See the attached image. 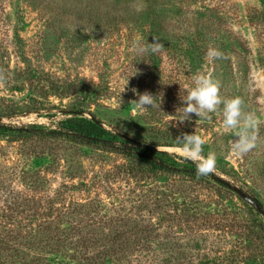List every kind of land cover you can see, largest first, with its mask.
I'll return each mask as SVG.
<instances>
[{"label": "rangeland", "instance_id": "1", "mask_svg": "<svg viewBox=\"0 0 264 264\" xmlns=\"http://www.w3.org/2000/svg\"><path fill=\"white\" fill-rule=\"evenodd\" d=\"M54 1L0 0V69L7 78L0 122L62 125L87 85L97 90V99L81 106L87 115L93 110L103 126L152 149L175 153V138L195 131L204 154L215 152L216 173L257 197L264 216V0H120L136 12L105 28L81 22ZM153 37L164 44L158 54L132 51L134 40ZM209 45L224 58L209 62ZM198 72L211 73L222 97H241L244 110L259 118L257 146L246 155L231 149L235 137L222 125V105L208 118L178 121L179 97ZM133 89L157 96L156 107L131 103L138 99ZM125 160L63 136L0 133V218L22 201L48 206L58 193L55 204L99 208L84 216L86 229L116 238L113 247L92 240L77 246L74 228L66 245L71 254L46 250L45 264H264L257 211L236 189L167 171L120 173ZM75 220L53 219L50 232L73 228Z\"/></svg>", "mask_w": 264, "mask_h": 264}, {"label": "trees", "instance_id": "2", "mask_svg": "<svg viewBox=\"0 0 264 264\" xmlns=\"http://www.w3.org/2000/svg\"><path fill=\"white\" fill-rule=\"evenodd\" d=\"M114 1L55 0L54 2L59 4L61 8L67 9L63 10L65 11L64 13L72 14L74 18L79 19L81 22L84 21L91 25L103 24L102 28H105L118 27V24L122 20L131 17V12H136L130 10L127 5L124 6L126 3L122 4L120 0L113 3ZM80 87L85 97L82 99L83 101L78 102L80 107L70 109V114L72 115L64 119V124L51 127L43 123L9 125L0 122V133L19 137L33 135L63 136L79 144L94 145L110 152L122 154L126 160L118 167L120 173L130 175L134 174V172L155 173L157 171H167L181 175L185 174L192 178L205 179L218 183L227 189H236L237 185L234 181L219 175L216 171L207 176L198 177L196 166L192 162L178 163V157L172 152L152 149L142 143L143 140L137 142L132 137L125 136L124 131H121L122 133L120 134L113 129L103 126L102 120L93 110L88 109L87 111L90 115H87L85 107H81L88 100L97 99V90L94 92L87 85H81ZM237 192L242 199L255 207L258 217L256 216L254 222L264 234L262 209H259L252 202L248 201L238 190ZM59 196H61V193L52 197L48 206L41 207L38 203L35 204L36 208H32L31 204L26 205V202L22 201L23 205H17L15 206L16 208H11L10 211L2 212V217L0 218V264H45V262H49L45 254L46 250L49 253L63 252L64 254H71L66 245L73 240L70 234L72 233L74 236V231H71L74 228L78 230L79 234L80 245L77 243V246L84 245L85 242L92 240L94 242L92 246L104 244L113 247L112 241L114 243L117 242L116 238H109L100 229H86L88 226L85 224L87 222H85L84 216L96 214L99 208L95 207L92 209L90 202L80 201L61 206L55 204L58 202ZM255 198L258 199L257 197ZM28 215L32 216V218L23 219V217ZM70 216L76 217L77 220L75 222L79 224L78 226L75 227L76 223H73V228L62 230L59 226L60 232H50L53 228V219H56L60 224L61 221H65ZM39 217H41V220L37 222ZM144 226L145 228L147 227V225ZM136 229L135 232H138L137 227ZM148 231V229H144L140 232L144 234ZM124 240L126 241L125 245H127L128 238L125 237ZM131 240L132 237L129 241ZM39 244H45L48 247L47 249L41 248ZM56 262L58 264H67L68 261L56 259Z\"/></svg>", "mask_w": 264, "mask_h": 264}, {"label": "clouds", "instance_id": "3", "mask_svg": "<svg viewBox=\"0 0 264 264\" xmlns=\"http://www.w3.org/2000/svg\"><path fill=\"white\" fill-rule=\"evenodd\" d=\"M75 31V28H73ZM164 48V44L156 37L153 42H142L140 38L133 41L132 51L136 55L158 54ZM209 62L224 58V53L214 46L209 45L205 53ZM193 86L187 94L179 97L182 103V111L178 121L183 123L191 120L192 114L199 118H208L209 114L221 111L222 125L225 129L233 131L235 139L232 140L231 149L236 156H243L257 146L259 118L254 112L244 110V101L241 97H222L221 84L214 79L211 73L198 72L192 77ZM7 82L3 69H0V85ZM133 92L138 99L130 101L137 107L147 109L156 107L157 96L145 91ZM205 141L195 131L191 134L182 133L175 138L178 163L192 162L196 166L197 176H207L216 171V154L203 152Z\"/></svg>", "mask_w": 264, "mask_h": 264}, {"label": "water", "instance_id": "4", "mask_svg": "<svg viewBox=\"0 0 264 264\" xmlns=\"http://www.w3.org/2000/svg\"><path fill=\"white\" fill-rule=\"evenodd\" d=\"M236 189L242 196H244L248 201L252 202L256 207H258L259 209H263L262 203L254 196H252L249 192L240 188L239 186H236Z\"/></svg>", "mask_w": 264, "mask_h": 264}]
</instances>
